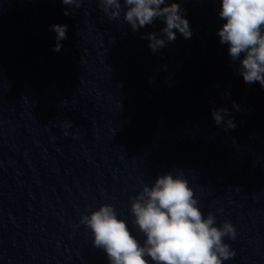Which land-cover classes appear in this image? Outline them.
I'll return each instance as SVG.
<instances>
[{
  "label": "clouds",
  "instance_id": "9594fccd",
  "mask_svg": "<svg viewBox=\"0 0 264 264\" xmlns=\"http://www.w3.org/2000/svg\"><path fill=\"white\" fill-rule=\"evenodd\" d=\"M62 2L75 7L81 4V0ZM98 4L109 20L122 19L134 32L161 21L157 30L141 34L153 52L174 41L177 33L185 38L192 35L180 0H98ZM219 5L220 43L228 46L245 83L264 86V0H219ZM67 27L64 23L50 25L55 51L62 47ZM228 112L224 106L213 108V119L234 128L236 122ZM70 125L71 121L64 122L65 134ZM129 199L131 226L112 203L102 202L80 214L79 223L90 230L93 246L105 252L108 264H224L235 255L225 238L234 240L236 227L227 219L217 224L212 211H202L182 170L157 174Z\"/></svg>",
  "mask_w": 264,
  "mask_h": 264
}]
</instances>
